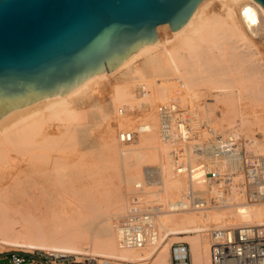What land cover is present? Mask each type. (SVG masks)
I'll use <instances>...</instances> for the list:
<instances>
[{
	"label": "bare ground",
	"instance_id": "bare-ground-1",
	"mask_svg": "<svg viewBox=\"0 0 264 264\" xmlns=\"http://www.w3.org/2000/svg\"><path fill=\"white\" fill-rule=\"evenodd\" d=\"M245 6L254 9L257 17L256 25L251 26L243 17L241 11ZM156 34L157 38L153 43L141 45L113 70L90 76L60 96L46 97L14 108L0 117V249L2 251L19 250L28 253L32 250L27 246L35 245L34 251L75 253L87 257H89L87 254H90L121 263L144 262L157 255L156 264H171L170 244L167 239L170 236L177 237L192 233L195 236L183 238L189 245L191 264H210L209 251L205 249L211 244V235L200 237L196 234L209 232L212 229L218 230L225 222L228 226V222L237 216L240 219L239 225L235 222L234 224L250 230L248 234L234 235L236 239H264V201L244 204L238 201L236 194L222 206L209 208L216 210L215 212H208L209 209L199 213L163 211L158 217V229L162 239L156 246L151 247L154 250L149 256L145 255L143 249L134 251L135 254L132 252V255L130 252L121 253L119 250L122 249L118 248L114 235L117 224L102 221V218H99L100 221L97 219L100 217L98 214L105 211L103 210L105 206V208L110 206L111 214H124L127 193L125 194L121 182L123 174L127 189L132 183H139L146 177L147 191L157 195L163 205L183 196L187 182L180 177L171 176L173 171L168 147L162 143L156 145L158 137L147 139L150 136L145 134L158 130L157 118L159 120L160 110L173 108L185 110L186 106L190 109V106L197 103L196 93L205 92L207 95L236 92L241 112L242 107H254L252 116L241 113V128L232 133L244 140L249 152L264 154V140L260 142L253 138L254 135L251 137L250 133L245 131H249L251 125H256L257 130L264 133L263 113H260L261 110L257 111L258 108L262 110L264 108V48L255 40L264 34V9L253 0H203L188 22L179 30L171 31L168 24H163L156 27ZM129 68L130 77H125L122 82H116L115 86L112 84L110 90L106 89L109 90L106 114H102L99 110L97 117H94L100 122L108 121L113 115L112 111L120 106L144 114L148 113L150 116L144 118L143 122L138 121L144 132L129 148L120 150L114 143L113 136L104 134L103 142L98 144L99 154L92 157L93 162L98 158L99 160H96L98 163L104 162L101 167L111 168V163L112 166L116 165L112 167L114 171L111 169L114 175L118 170L115 169L117 166L123 167L125 173L122 174L119 169L115 178L111 177L112 193L107 192L111 194L110 196L102 194L103 189L98 188L99 191L101 190L102 195H100L96 188L99 185L96 183L91 185L87 181L91 179L90 176H94L90 175L91 173L95 174V171L93 173L91 170L94 167H88L97 163L93 164L90 157V161H87L88 159L85 161L88 162L86 167L81 168L76 162V158L84 157L78 147L80 144L77 141V125L82 123L81 120L86 115L77 105L84 101L87 103L90 97L97 98L93 93L99 84L103 85V81L124 70L128 71ZM141 85L146 86L148 90L147 98L142 101L137 99V89ZM104 99L105 102L106 97ZM102 106L104 108L105 105ZM148 118L153 123L146 122ZM133 123L131 118L117 119L116 129L130 127ZM108 130L110 131L109 128ZM84 133L87 134L85 131ZM134 146L136 148H133ZM51 150L53 152L58 150L57 153L63 150L65 152H61L64 153L62 156L66 154L68 157L72 155L68 153L73 151L72 156L75 155L76 161L73 165L67 163L61 170L55 167L47 172L46 164L49 165L50 155L53 154ZM147 153H150V157L154 159L161 158V161L159 164L147 165L142 169V161ZM57 160H52L55 161L52 165L56 162L60 163H57L59 166L62 164L59 158ZM22 162L25 163L24 166L21 165ZM97 166L94 170L99 168ZM43 167L46 168L45 171ZM38 169L43 172H39ZM100 169L97 170L99 173ZM85 177L88 178L86 181ZM224 209L231 211L235 209L236 212H223ZM60 217L63 223L51 224L50 221L54 218L58 220ZM94 221L98 224L96 225ZM84 227L92 229L95 227L96 231L88 235ZM101 237L108 239L106 247L101 249L106 252L114 251L117 254H104L98 251L100 248L97 250L93 246L92 242L97 243Z\"/></svg>",
	"mask_w": 264,
	"mask_h": 264
},
{
	"label": "water",
	"instance_id": "water-1",
	"mask_svg": "<svg viewBox=\"0 0 264 264\" xmlns=\"http://www.w3.org/2000/svg\"><path fill=\"white\" fill-rule=\"evenodd\" d=\"M203 0H0V117L109 72ZM264 9V0H253ZM243 17L257 24L254 9Z\"/></svg>",
	"mask_w": 264,
	"mask_h": 264
},
{
	"label": "built area",
	"instance_id": "built-area-1",
	"mask_svg": "<svg viewBox=\"0 0 264 264\" xmlns=\"http://www.w3.org/2000/svg\"><path fill=\"white\" fill-rule=\"evenodd\" d=\"M147 95L146 86H139L137 99L145 100ZM136 113L137 110L120 106L115 115L117 119H130ZM140 124L118 128L117 143L132 145L144 132ZM158 134L169 148L173 175L185 179L187 189L180 199L163 205L157 195L147 191L146 177L134 184L127 194L124 214L114 229L119 249L141 250L156 246L160 240L158 217L163 211H205L222 206L234 194L244 204L264 201V154L249 152L238 135L214 130L191 109L162 112ZM233 232L234 227L214 232L209 263L264 264V239H236ZM6 253L11 264L48 263L50 260L41 251ZM170 258L171 264H191L189 245L172 244ZM101 264L111 263L103 260Z\"/></svg>",
	"mask_w": 264,
	"mask_h": 264
},
{
	"label": "rangeland",
	"instance_id": "rangeland-1",
	"mask_svg": "<svg viewBox=\"0 0 264 264\" xmlns=\"http://www.w3.org/2000/svg\"><path fill=\"white\" fill-rule=\"evenodd\" d=\"M255 40H257L258 42H260V44L263 46V48H264V34H262V35H260L258 38H256ZM139 62H141V61H139ZM129 70H130V72H129ZM123 72H125L124 74H123ZM122 73H120V74H117L116 76H111L110 77V79L108 80H105V81H103V85H101V84H99V85H101V86H97V88H96V90H95V93H93L94 95H95V97H97V98H95L94 97V95H92V97H94L95 99H92L91 97L86 101L87 103H85V101H84V103L83 102H81V103H79V105H77V107H80V108H82V110L83 111H85V117L81 120V124H79V125H77V132L79 133H77V141H78V143L80 144L78 147L80 148V152L84 155V157L82 158V157H80V158H76V157H74V156H72L73 155V151L71 152L70 150H68V151H70L68 154H72L71 156L69 155V157H68V155H63L62 156V154H64V153H61V152H65V151H60V153H61V159L63 160V162H62V160L60 159V156H58L60 153L58 152L57 153V151L56 150H54L55 152H53L52 150V153H48V154H52V155H50L51 156V161L49 162V165H47L46 164V166H47V168L49 169H46L45 167H43V170L45 171V169H46V171L47 172H49V171H52L53 169H55V167H56V169L57 170H61L62 168H63V166L64 165H67V163L68 164H70V163H72L71 165H73L74 164V161H76V159H77V161L76 162H78L79 163V167H81V168H84V167H86V164L88 163V162H85L87 159V161H90L89 159H90V157L92 158L93 156H95V154L97 155V154H99V146L100 145H98V144H101L102 142H103V139H104V137H105V133L106 134H108L107 136H113V138L115 139H113L115 142V144L118 146V148H120V150H122L121 148H129L131 145H120V144H118L117 143V141H116V131H117V129H116V122H117V118H116V115H115V112H116V109L115 110H113L112 111V116H111V118H112V120H111V118H110V120H108V121H99L98 120V118H96L97 117V115L99 114L98 112H100V111H102V114H106V106L108 107V105H107V103H108V91L112 88L111 87V85L113 84V86H115L117 83H119L121 80L123 81V79L125 78V77H130V75H131V69L129 68L128 69V71H126V70H124ZM120 77V78H119ZM106 81H109V82H106ZM121 81V82H122ZM115 82V83H114ZM117 82V83H116ZM109 83V84H108ZM106 84H108V86L106 85ZM115 84V85H114ZM103 87V88H102ZM106 89H109V90H106ZM106 91V92H105ZM202 93H205V92H202ZM202 93H196V102L197 103H194L192 106H193V108L191 109V107L192 106H190V109L191 110H193L194 109V111L196 110V112L205 120V121H207V122H209L208 124H209V126L210 127H213L214 129H216L217 131H219V132H221V133H229V132H233V131H236V130H240V128H241V126H240V116H241V113L243 112L244 114H247L248 116H252V114L254 113V110H255V108L254 107H242V112H241V107H240V103L238 102L239 101V97H238V94L236 93V92H227V93H209V94H207L206 95V93L205 94H202ZM96 94H98V95H96ZM200 94H201V97H200ZM226 94V95H225ZM197 96H198V98H197ZM100 97V98H99ZM106 97V101L104 102V98ZM224 97V98H223ZM99 99H100V101H99ZM225 99V100H224ZM228 99V100H227ZM234 99V100H233ZM90 100H91V102H90ZM101 101H102V103H101ZM230 102H231V104H230ZM239 103V104H238ZM105 105L104 106V108H103V106L102 105ZM96 105H97V107H96ZM254 110H253V109ZM257 108V107H256ZM261 108H263V107H261ZM98 109V110H97ZM102 109V110H101ZM174 109V108H173ZM169 109V110H164V109H162V110H160L161 111V113L162 112H165V111H169V112H171L170 110H172V112H174V111H179V110H176V109ZM185 109H188L187 108V106L185 107ZM100 110V111H99ZM105 110V112H103ZM257 110V109H256ZM261 110V111H260ZM97 111V112H96ZM159 111V112H160ZM258 112L260 111V113L262 112L263 113V117L262 118H264V108H263V110L262 109H260V108H258V110H257ZM256 112V111H255ZM93 115V116H92ZM161 115V114H160ZM94 116H96V117H94ZM147 116H150V115H148V113H141V112H138V113H136L134 116H132L131 117V121L132 122H134L132 125H134L136 122H138V121H144V118H146L147 119ZM160 117V116H159ZM149 119V118H148ZM150 119H151V117H150ZM146 120V122H148V123H150L151 122V120ZM153 121V120H152ZM157 122H158V124H159V120H158V118H157ZM102 123H104V124H102ZM113 123V124H112ZM151 123H153V122H151ZM150 123V124H151ZM101 124V125H100ZM106 124V125H105ZM109 124H110V126H109ZM108 126V127H107ZM253 128H252V127ZM250 127H249V131H247V130H245L247 133H250L249 134V136H251L252 137V135H254L253 136V138H255L256 140H258V141H260V142H262V140H264V133L262 132V131H260L259 129L257 130V126L256 125H251ZM85 128H87V130H85ZM108 128L110 129V131L108 130ZM99 129V130H98ZM106 129V130H105ZM82 130V131H81ZM108 130V132H106ZM157 130V129H156ZM156 130H154L155 132H157ZM84 131L87 133L86 135H85V133H84ZM88 131V132H87ZM153 131V133H148V134H145V135H148V136H150V137H148L147 139H152V137L153 138H157V143H155L156 145H160L162 142L160 141V139H159V134L158 133H155ZM258 131V132H257ZM251 132H252V134H251ZM254 133V134H253ZM262 133V134H261ZM262 135V136H261ZM106 136V137H107ZM142 136H144V135H142ZM261 136V137H260ZM90 137V138H89ZM80 138V139H79ZM262 138V139H261ZM99 140H100V142H99ZM156 140V139H155ZM99 142V143H98ZM89 144V145H88ZM163 144V143H162ZM91 146V147H90ZM133 148H136V146H134ZM124 151V150H123ZM122 151V152H123ZM168 151H169V148H168ZM50 152V151H49ZM67 152V151H66ZM261 153V152H260ZM259 153V154H260ZM264 153V152H263ZM88 154H89V156H88ZM66 156V157H65ZM56 157V158H55ZM58 159L59 158V162H61L62 164L59 166L58 164H60V163H58V162H56V163H54L53 165H52V163L53 162H55V161H52V160H54V159ZM68 158V159H67ZM76 158V159H75ZM82 158V159H81ZM147 158V159H146ZM95 159V158H94ZM161 158H158V160H157V158L156 159H154L153 157H150V153H147L146 154V156H145V158L143 159V161H142V169L144 168V166H151V165H155V164H159V162L161 161L160 160ZM78 160H80V161H78ZM82 160H84L83 162H82ZM96 160H99L98 158H96L95 159V164L97 163L98 164V166H97V164L95 165V166H97V167H99V168H97V170L98 169H100V168H102V169H100L99 171H100V173L97 171V170H94L95 169V166L94 165H91L90 164V167H88V168H93L94 167V169H91V170H93V173H94V171H95V174H90V175H94L93 177L92 176H90L89 174V176L91 177V179L89 178V176H88V178H86L85 177V181L87 180L89 183H91V185H94L95 183L96 184H98L97 186L98 187H96L97 188V190L99 191V189L101 188V190H102V192H101V190L99 191V194L100 195H102V194H107V195H111V194H108L107 192H110L111 191V193H112V187H111V182H112V178H113V176H114V178H115V176H116V173L118 172V170L119 169H121V173L123 174V173H125V171L124 170H122L123 169V167H121V166H117V168H115L116 170H117V172L115 171V175H114V172H112V171H114L113 170V168L114 167H116V165H113L112 166V163L110 164V167L111 168H109V167H107V168H109V170L106 168V167H101L102 166V163L104 164V162H97ZM58 161V160H57ZM91 161H92V163L94 164V162H93V158L91 159ZM58 163V164H57ZM144 163V164H143ZM24 162H22L21 163V165H23L24 166ZM55 164H56V166H55ZM37 165L38 166H41L40 165V163H37ZM100 165V166H99ZM141 165V164H140ZM45 166V165H44ZM50 166H54L53 168L52 167H50ZM103 166H105V165H103ZM107 166H109L108 164H107ZM113 167V168H112ZM120 167V168H119ZM50 168H51V170H50ZM141 168V167H140ZM39 169H42V167L40 168L39 167ZM39 169H38V171H39ZM111 169H112V171H111ZM57 170H54V171H57ZM96 171H97V173H99V174H97L96 173ZM124 171V172H123ZM139 171H141V170H139ZM39 172H43V171H39ZM112 173V174H111ZM97 174V175H96ZM99 175V176H98ZM171 176H174V175H172L171 174ZM96 177V178H95ZM112 177V178H111ZM123 177H124V179H123ZM122 179H121V182H122V185H123V187H124V190L126 191L125 192V194L127 193L128 194V192L130 191V189L133 187V183L128 187V189H127V185L125 184V175L123 174V176L121 177ZM94 179V180H93ZM100 179V180H99ZM109 179V180H108ZM96 180V181H95ZM100 182H99V181ZM182 180V179H181ZM105 181V182H104ZM101 183V184H100ZM95 184V185H96ZM102 184H104V185H102ZM108 185V187H104V186H107ZM170 185H172V182H170ZM102 186H103V188H102ZM111 187V188H110ZM99 188V189H98ZM104 188H106L105 189V193H103V191H104ZM108 188V189H107ZM127 189V190H126ZM96 191V190H95ZM98 191H96L95 193H97L98 194ZM102 194H101V193ZM103 195V196H104ZM102 197V196H101ZM126 197H127V195H126ZM109 203H110V201H108ZM81 208H82V206H80ZM104 207V206H103ZM106 207V206H105ZM104 207V209L103 210H105V211H103V212H101L100 214H98L100 217H97V219L99 220V218L101 219L102 218V221H111V222H114V223H118L120 220H121V218H122V216H123V214L122 215H120V214H111L112 213V211L110 210L111 208H110V206H107V208H105ZM125 208H126V206H125ZM230 208V207H229ZM232 208V207H231ZM83 209V208H82ZM101 209V210H102ZM107 209V210H106ZM97 210H100V209H97ZM100 210V211H101ZM221 210H223V209H221ZM230 210V211H229ZM224 209V211L223 212H236V210L235 209H232V211H231V209ZM100 211H98V213L100 212ZM110 211V212H109ZM216 210H212V209H209V211L208 212H215ZM114 212V211H113ZM205 212V211H204ZM207 212V211H206ZM199 213V212H198ZM102 215V216H101ZM106 216V217H105ZM112 216V217H111ZM104 217V218H103ZM238 217V216H237ZM237 217L234 219V220H230L228 223V226H227V222H225V223H223L224 224V226H222V228H226L225 226H227V228L228 227H231L232 226V224H234V222H235V224L237 225L238 224V222L240 221V219H239V217H238V219H237ZM57 218V217H56ZM56 218H54V220H52V221H50L51 222V224H54V225H56L57 223H63L64 221L61 219V217H60V219H56ZM62 220V221H61ZM57 221V222H56ZM100 221V220H99ZM53 222V223H52ZM95 222V221H94ZM94 222H92L93 223V225H97L98 223H96L95 222V224H94ZM91 224V223H90ZM226 224V225H225ZM233 225L232 227H234V232H233V234L234 235H236V234H240V233H246V234H248L249 233V230L250 229H248V228H240V227H238V226H236V225ZM89 225V224H88ZM231 225V226H230ZM239 225V224H238ZM85 228V227H84ZM86 230V233L88 234V235H91L93 232H94V230H95V227L92 229L91 227L90 228H85ZM220 229V228H219ZM93 230V231H92ZM96 231V230H95ZM216 230L215 229H212V231H209V232H203V233H197L196 235L197 236H200V237H206L207 235H208V237L210 236V238L212 239L213 237V234H214V232H215ZM89 232V233H88ZM191 237V236H195V234H192V233H188L187 235L186 234H183V235H180V236H177V237H175V236H170L168 239H167V241H169V244H170V247H171V245L172 244H174L175 242L176 243H186V241H185V239H183V238H185V237ZM93 238V237H92ZM91 238V239H92ZM96 238V237H95ZM177 238V239H176ZM162 239V238H161ZM161 239H160V241H161ZM173 239H175V240H173ZM184 240V241H183ZM96 242V241H95ZM95 242H92L93 243V246H95L96 247V249L98 250L99 248H100V250H98L99 252L100 251H102L101 253H104V254H108V255H115V254H117L116 252H114V251H112V252H106L105 250H103V249H101V248H103V247H106V245H107V243H108V239H106V238H102L101 237V240L100 241H98L97 243H95ZM28 247V249H30V250H32V251H30V252H28V253H32V252H34V250L33 249H35V245H28L27 246ZM82 248H85V247H82ZM156 248V247H155ZM85 249H87V248H85ZM153 250H154V248H147V249H143L142 251H144V253H145V255L146 256H149V255H151L152 253H153ZM8 251H15V250H8ZM16 251H19V250H16ZM121 253H128L129 254V252H130V254L132 253V254H135V252H137L136 250H119ZM135 251V252H134ZM141 251V250H140ZM205 251H209V248H206L205 249ZM0 252H6V251H2L1 249H0ZM21 252V251H20ZM42 253H44L45 255H47L50 259H51V261H55L54 260V258L55 259H66L67 261H69V262H71V263H74V264H101L102 263V261L104 260V261H108V262H111V263H113V264H154L155 263V261H156V256L157 255H155L154 257H153V259H151V260H148V261H144V262H136V263H121V261H116V262H114L115 260H111V259H108V258H104V257H100V256H95V255H90V254H87L89 257H87L86 255H84L83 256V254H75V253H66V252H57V251H49L48 253L47 252H43V251H41ZM114 253V254H113ZM72 254V255H71ZM131 254V255H132ZM60 256V257H59ZM62 256V257H61ZM208 256H209V252H208ZM155 258V259H154ZM93 259V260H92ZM152 261V262H151ZM154 261V262H153ZM27 264V263H26ZM156 264V263H155Z\"/></svg>",
	"mask_w": 264,
	"mask_h": 264
},
{
	"label": "crops",
	"instance_id": "crops-1",
	"mask_svg": "<svg viewBox=\"0 0 264 264\" xmlns=\"http://www.w3.org/2000/svg\"><path fill=\"white\" fill-rule=\"evenodd\" d=\"M0 264H11L9 255L6 252H0ZM27 264H29V263H27ZM35 264H74V263H71V262L67 261L66 259H61V260L58 259L55 261H51V259H50L48 263L38 262Z\"/></svg>",
	"mask_w": 264,
	"mask_h": 264
}]
</instances>
